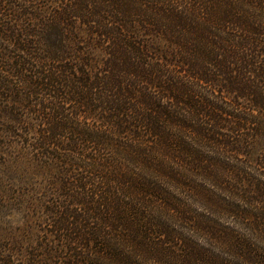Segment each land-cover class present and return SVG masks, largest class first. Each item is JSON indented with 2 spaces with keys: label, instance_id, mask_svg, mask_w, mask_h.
Returning a JSON list of instances; mask_svg holds the SVG:
<instances>
[{
  "label": "clouds",
  "instance_id": "obj_1",
  "mask_svg": "<svg viewBox=\"0 0 264 264\" xmlns=\"http://www.w3.org/2000/svg\"><path fill=\"white\" fill-rule=\"evenodd\" d=\"M32 7L39 9V18L32 37L36 51L25 57L31 61L27 65L31 71L9 78L21 98L27 95L31 101L21 108L24 119L14 124L16 130L29 123L43 127L39 137L29 130L31 148L25 151L29 155L34 151L37 158L23 173L12 165L20 145L5 143L0 152L4 157L0 203L5 213L15 217L0 214L4 229L0 239L7 244L0 250V264H9V256L13 264H52L47 256L34 254L35 228L30 225L48 219L39 203H48L51 195L57 207L67 206L69 200L74 206L97 184L120 179L153 198L135 208L134 219L123 224L120 236L89 220L87 214L78 222L69 217L59 246L53 244L50 250L53 259L59 255L73 264H110L98 250L84 246L85 236L91 233L92 239L99 236L118 247L121 264H191L192 259L196 264H264V152L256 153L257 162L240 145L237 151H244L246 159L237 161L234 152L193 137L183 142V150L196 161H211L219 167L191 161L184 167H165L159 160L153 164L140 142L123 133L118 120L101 115L105 110L111 114L120 103L122 84L132 88L134 78L127 75L122 61L155 67L152 57L159 53L142 49L158 43L166 54L178 53L194 77L181 78L183 91L207 100L214 89H223V96H214L208 103L264 123V106L250 103V94H264V0H197L192 6L190 0H34ZM14 8L9 0H0V11ZM130 23L134 30L121 28ZM207 34L221 37L215 47ZM173 39L177 44L170 46L168 41ZM136 41H140L138 47ZM0 43L16 51L14 42L0 38ZM33 55L37 58L32 59ZM44 73L53 84L34 83ZM89 116L100 117V124L86 123ZM152 120L155 123L157 117ZM154 130L157 136L172 135L163 123ZM5 139L10 137L6 134ZM238 165L248 169L254 192L220 178L219 169ZM62 179L71 180L67 196L58 194ZM221 216H231L246 231L223 223ZM189 249L196 253L191 259Z\"/></svg>",
  "mask_w": 264,
  "mask_h": 264
},
{
  "label": "trees",
  "instance_id": "obj_2",
  "mask_svg": "<svg viewBox=\"0 0 264 264\" xmlns=\"http://www.w3.org/2000/svg\"><path fill=\"white\" fill-rule=\"evenodd\" d=\"M33 2L34 0H9V3L14 4L15 8L9 11H0V38L14 42L13 47L16 49L13 51V49H8L0 43V138H3L0 140V148L7 143L3 135L7 134L9 137L13 136L14 133V143L20 145L17 156L14 157V166L20 173L26 171V166L37 158L34 151L31 155L25 151V148H31L29 130L34 129L35 135L39 137L43 127L29 123L27 128L21 127L19 131L16 130L14 124H20L24 119L21 108H27L31 101L27 95L22 99L20 90L12 84V80H9V77H19L21 73L28 75L31 71L27 67L31 61L26 60L25 57L30 52L36 51L33 48L32 37L36 33L34 22H37L39 18V9L32 7ZM39 2L43 3L44 0H39ZM52 2L54 3L55 0ZM141 2H147V0H141ZM196 2L197 0H190V6ZM156 3H159V0H156ZM177 11L182 10L178 7ZM145 23L148 22L145 21ZM121 28L129 31V29L134 30L135 26L130 23L128 27L121 25ZM154 31L163 35L159 29H154ZM24 38H26V42H22ZM207 39L209 44L215 47L214 42L221 37H213L212 34H207ZM168 43L171 46L177 44V41L173 39ZM139 45L140 41H136L135 46L138 47ZM133 46L129 44V47ZM142 51L159 53V55L152 57L155 67L146 68L141 64L132 65L122 61L128 69L127 75L134 78V81L131 82L132 88L122 84L119 89L122 97L120 103L112 109L111 114L105 110L101 115L109 121L113 118L118 120L123 133H127L133 141L140 142L139 146L143 147L153 159V164L159 160L165 167L169 165L184 167L187 166V162L191 161L199 165L207 164L210 168L214 166L218 168L219 166L211 161H196L191 153L183 150V142H191L193 137L217 144L225 152H234L237 156H246L244 151H237V147L242 145L257 162L259 161L260 157L256 153L264 152V123L248 119L247 116H236L231 111L224 110L223 107L209 104L208 100H211L212 97L223 96V89H214L212 96H209L207 100L194 93L183 91L180 87L181 78L194 77L188 72L186 62L177 58L178 53L166 54L167 50L162 49L158 43L151 47L144 45ZM36 58V55H33L32 59ZM143 63H148L147 57ZM77 71L80 70L77 69ZM4 72H7L8 75L5 76ZM34 83L48 85L53 84V80L49 78L47 73H44L40 80L34 81ZM201 83H207V81L201 80ZM250 97V103L253 105L264 106V94H250ZM244 98L240 96V99ZM227 103L228 100L224 97L223 104ZM236 103L238 105L239 101L237 100ZM31 111L32 109L29 108V112ZM252 111L255 112V107L252 108ZM154 115L157 117L155 123L152 120ZM161 116L163 120L159 119ZM5 118L9 123H5ZM85 122L88 124L95 122L99 125L101 121L100 117L89 116L85 117ZM158 123H163L165 130L172 135L157 136L154 129ZM52 135L53 131L49 130L48 136L51 137ZM139 163L143 165L142 161ZM219 170L222 173L220 177L222 180L224 177H228L227 172H230L229 183L255 191L254 182H250L237 170L233 168ZM153 171L155 172V169ZM70 185L71 180L62 179L58 189L59 196L69 195L68 188ZM81 187L85 186L81 185ZM181 187L187 189V186L181 185ZM172 190L177 192L179 189L174 188ZM89 193L87 197L76 199L74 206L73 202L69 200L67 206L61 203L57 207L52 203L53 196L51 195H49L48 203L38 202L40 209L48 219L39 222L34 221L33 225H30V227L34 226L35 228L34 247L37 249L35 255L47 256L52 264H73L70 260H62L59 255H55L53 259V256L49 254L52 245L55 244L58 247L61 242L65 220L70 217L72 222H78L82 215L87 214L89 220H95L99 224L105 225L106 230L120 236L124 232L123 224L134 219L135 208L141 207L145 199L153 198L151 193L140 191L138 186L133 187L126 179H120L119 182L112 180L105 184H97L96 189H89ZM0 214L8 215L4 212L2 203H0ZM54 219L55 223L53 222ZM0 220H2V215H0ZM3 231V224L0 223V237H2ZM91 237V233L85 236L84 246L98 250L110 264H121L120 252L116 245L107 240H102L99 236L96 239ZM197 239L201 243H207L203 237H197ZM6 246V242L0 239V250ZM188 255L191 259L195 257L196 253L189 249ZM8 261L9 264H13L11 256L8 257ZM191 264H196V261L192 259Z\"/></svg>",
  "mask_w": 264,
  "mask_h": 264
},
{
  "label": "rangeland",
  "instance_id": "obj_3",
  "mask_svg": "<svg viewBox=\"0 0 264 264\" xmlns=\"http://www.w3.org/2000/svg\"><path fill=\"white\" fill-rule=\"evenodd\" d=\"M9 80H11V79L9 78ZM12 84H13V81H12ZM12 129L14 131V127ZM3 137H5V136L3 135ZM9 137H10V139H8L6 142L11 147L14 144V133H13V136H9ZM2 139L3 138L1 137L0 140H2ZM3 150H4V145L0 148V152H3ZM235 159L237 161L244 160V159H246V156L235 155ZM3 163H4V157H3V155H0V165H2ZM12 165L14 166V157L12 158ZM234 170H237L239 173H242L245 177H247L250 180V177L248 175V169L244 168L243 165H238ZM0 171H2V169H0ZM227 175H228V177H224V180L228 181L230 179V172H227ZM12 178H13L12 176H9V179H12ZM2 180H3V178L0 177V185H2ZM181 195H183V193H181ZM8 216L12 217V214L9 212ZM12 219L14 220V217H12ZM220 219L223 223L231 225L232 227H234L238 231H246V229L244 228V225L241 223L235 222L231 216H227V217L221 216Z\"/></svg>",
  "mask_w": 264,
  "mask_h": 264
}]
</instances>
